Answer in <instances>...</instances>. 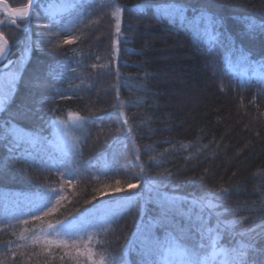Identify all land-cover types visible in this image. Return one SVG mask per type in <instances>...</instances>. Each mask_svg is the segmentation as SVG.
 <instances>
[{
    "label": "trees",
    "instance_id": "obj_1",
    "mask_svg": "<svg viewBox=\"0 0 264 264\" xmlns=\"http://www.w3.org/2000/svg\"><path fill=\"white\" fill-rule=\"evenodd\" d=\"M6 1L11 7L27 3ZM63 2L38 0L27 34L20 30L24 24L17 28L8 23L7 16H0L4 21L0 31L10 45L11 67L17 66L26 35L36 40L34 19L50 24L48 12L38 5L51 3L55 12ZM88 2L89 26L59 37L64 40L74 36V43H62L52 51L33 47L31 58L21 70L9 111L3 114L14 116L20 127L42 137L43 142L35 150V161L13 153L15 161L0 169V199L4 194L14 199L42 188L55 189L65 198L57 212L42 221L30 220L27 225L5 223L0 203V264H73L67 256L60 259L64 250L53 248L51 254L42 253L30 238L48 223L78 216L85 209L119 198L134 202L129 208L116 210L115 222L107 231L91 241L79 242V247L92 248L98 264L101 258L103 264H112L113 258L118 264H142L149 240L138 233V228L152 222L151 237L160 239L166 231L157 222L160 208L155 193L148 191L146 181L150 178L162 180L165 186L161 191L178 199L215 195L223 186L228 192L219 203L238 206L243 209L240 215L249 217L235 225V231H259L264 225V88L255 80L243 86L239 83V76L228 70L221 59L226 48L209 47L179 23L158 20L155 5L163 0ZM184 2L190 9H204L221 18L223 32L254 60L264 61V33L250 36L245 31L249 21L264 24V0ZM117 4L123 9L118 56L113 55L117 37L112 15ZM93 64L97 67L93 68ZM121 101L122 108L113 107ZM121 112L132 127L130 136L115 131L122 127ZM72 116L79 118L70 127L76 146L62 151L52 144L54 129L50 121L55 118L65 122ZM146 145H151L153 151H146ZM204 145L208 147L198 152ZM9 155L6 142L0 143V161ZM69 166L78 175L71 185L65 182L66 176L58 174ZM106 167L111 169L108 174L103 171ZM165 170L172 175L160 177ZM117 181L125 191H114ZM128 183L140 186L129 190ZM105 191L107 194L102 195ZM15 207L10 204V208ZM222 219L230 222L236 216L225 213ZM173 222L181 227L187 223L175 214ZM21 232L29 239H19ZM133 240L135 246L127 248ZM9 242L11 246L5 247ZM221 243L232 246L235 241L224 236ZM255 248L264 249V239H257ZM71 251L75 255V249ZM34 252L40 254L32 255ZM252 259L255 264H264V254H252Z\"/></svg>",
    "mask_w": 264,
    "mask_h": 264
},
{
    "label": "snow or ice",
    "instance_id": "obj_2",
    "mask_svg": "<svg viewBox=\"0 0 264 264\" xmlns=\"http://www.w3.org/2000/svg\"><path fill=\"white\" fill-rule=\"evenodd\" d=\"M34 2L35 0H27V3L21 6L4 8L3 4L6 3V0H0V11L8 17V23L11 25L20 28V24H24L25 26L20 30L27 34L29 25L32 23L30 17ZM38 7L45 8L50 16V24L44 26L48 31L42 35L50 37L47 43L52 47L58 45V38L61 35L80 31L81 26L88 27L91 23L88 19L91 14L88 0H64L59 6V11L55 12L51 10V3L47 6L39 4ZM189 11H192L193 15L189 16ZM122 12L123 9L118 4L115 5V12L112 15L115 17V35L117 37L114 42L113 55L116 56L119 53ZM155 12L158 20L166 19L172 23H179L197 41L213 48L216 46L226 48L227 51L221 59L228 70H237L239 83L243 86L255 80L264 88V61L254 60L243 47L237 46L235 40L223 32L221 18L204 9H190L184 0H163V2L155 5ZM0 24H4V21L0 20ZM245 31L250 36L257 32L264 33V24L258 25L254 21H249L246 23ZM74 40V36H66L63 43L72 44ZM34 46L43 47L41 42H33L31 37L26 35L19 59L16 62L17 69L14 72H6L5 69L11 68L13 61L8 59L9 41L0 31V143L6 142L10 154L4 161H0V169L7 167L9 162L15 161L16 156L12 155L13 153H19L21 157L35 161L37 159L35 150L43 142L42 137L20 127L15 122L14 116L4 117L3 115L9 111L8 105L15 95L20 67L23 66L25 60L31 58ZM233 57H235L234 62ZM92 67L95 68L97 65L93 64ZM71 71L75 72L76 69L72 68ZM117 79L119 80L118 70ZM117 99L119 100L118 89ZM133 106L139 107V104L134 103ZM113 107L122 108L123 102L121 101L119 105H113ZM120 115L122 127L116 128L115 131L118 133L123 131L130 136L132 127L122 112ZM50 123L54 133L58 134L61 139L67 134L64 128L58 127V125H63V121L53 118ZM207 147L204 145L203 148L198 149V152H203ZM145 149L149 153L153 151L151 145H146ZM150 159L155 161L156 157L150 156ZM136 160H140L138 155ZM41 163L44 161L41 160ZM157 163L160 162L157 161ZM139 167L143 173L145 169L142 162ZM103 171L108 174L111 169L106 167ZM58 174L61 177L66 176L65 182L69 185L72 184L73 179L78 178L77 170L71 166L65 172ZM170 175L172 173L167 170L159 173L162 178ZM146 183L148 191L155 193V199L160 208L157 222L166 231L163 239H160L151 237L152 222L148 225L142 223L138 228V233L145 235L149 240L142 253V264H255L252 254H264V249L255 248L257 239H264V225L260 226L259 231L253 229L252 233L254 234L237 232L235 225L242 223L249 217L240 215L243 209L238 206L232 207L219 203L225 199V194L228 192L227 188L221 186L215 195H204L189 200L187 197L178 199L161 191L165 186L162 180L150 178ZM139 186V183H128L126 187L131 190L139 188ZM114 191L120 193L125 189L120 187L119 181H117V187ZM106 194L107 191L102 193V195ZM64 198L60 192L50 188H42L32 194H20L14 199L9 194H4L3 198L0 199L4 209L3 221L8 224L14 221L21 225L29 224L30 220L42 221L45 217L51 216L59 210ZM12 203L16 205L14 209L10 208ZM131 203V198H119L115 202H108L107 206L102 208L93 206L91 209H85L84 212L72 218L65 216L64 219L56 220L55 223H48L46 228L40 229L39 234L34 233L30 238L31 242L38 244L41 252L45 254H51L53 248L64 250V255L60 259L63 260L67 256L73 264H98L97 259L94 258L97 254L92 248L86 247L81 250L79 242L91 241L100 232L107 231L111 223L115 222L116 209L127 208ZM221 208L223 211H220ZM225 213L234 214L236 219L230 222L222 219ZM173 214L183 217L187 221L186 225L181 227L174 223ZM24 231L27 232L29 229H24ZM224 236H227L230 241H235V243L232 246L222 245L221 241ZM19 239L28 240L29 237L21 232ZM186 240H190L192 243H186ZM11 243L9 242L5 247H10ZM134 246L135 240L131 241L127 248ZM18 247H23V245H18ZM72 249H75V255H73ZM39 254L32 253V255ZM81 257L84 259L81 260ZM99 264H103V258L100 259ZM112 264H118L115 258H113Z\"/></svg>",
    "mask_w": 264,
    "mask_h": 264
},
{
    "label": "rangeland",
    "instance_id": "obj_3",
    "mask_svg": "<svg viewBox=\"0 0 264 264\" xmlns=\"http://www.w3.org/2000/svg\"><path fill=\"white\" fill-rule=\"evenodd\" d=\"M8 2V1H7ZM9 3V2H8ZM10 5V4H9ZM11 6V5H10ZM4 8H6L4 5H3ZM4 14L2 11H0V16ZM34 25H35V30H36V40L35 42H41V44L43 45V49H49L50 51L56 49L59 45H61L63 43V40L59 39V43L57 46L55 47H52L50 45H48L47 41L50 39V37L48 36H45V35H42V33H45L46 31H48V29L46 27H44L45 25L43 24L42 21H40V19L38 18H35L34 19ZM39 25V27H38ZM28 60H25L24 61V64L23 66L20 67V70H19V76H20V73H21V70L24 68L25 64L27 63ZM235 61V58H233V62ZM17 69V66H12L11 68L9 69H5L6 72H14L15 70ZM232 72L236 73L237 76H238V72L236 69H232L231 70ZM79 122V118L78 117H75V116H72V117H69L68 121H65L63 123V125H58V127H62L66 130V135L63 136V138L61 139L59 137L58 134H55L54 133V141L52 142V144L57 148V149H60L62 151H67L73 147H75L76 145L74 144V137H73V134L70 132V127L73 125H76L77 123ZM126 199V198H125ZM133 199H132V203L131 205L133 204ZM108 203H104L102 204L100 207L98 208H102V207H105L107 206ZM130 205V206H131ZM129 206V207H130ZM127 207V208H129ZM124 209V208H122ZM116 210H120V209H116Z\"/></svg>",
    "mask_w": 264,
    "mask_h": 264
},
{
    "label": "water",
    "instance_id": "obj_4",
    "mask_svg": "<svg viewBox=\"0 0 264 264\" xmlns=\"http://www.w3.org/2000/svg\"><path fill=\"white\" fill-rule=\"evenodd\" d=\"M37 1H38V0H35V2H34V6H35V4L37 3ZM3 5H4L6 8H7L8 6H10L9 3H8L7 1H6V3H4ZM34 6H33V8H34ZM32 10H33V9H32ZM9 48H10V45H9Z\"/></svg>",
    "mask_w": 264,
    "mask_h": 264
}]
</instances>
